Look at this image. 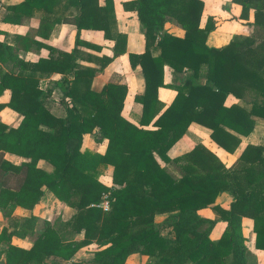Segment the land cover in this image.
Here are the masks:
<instances>
[{
  "label": "trees",
  "instance_id": "1",
  "mask_svg": "<svg viewBox=\"0 0 264 264\" xmlns=\"http://www.w3.org/2000/svg\"><path fill=\"white\" fill-rule=\"evenodd\" d=\"M232 2L241 6L243 19L254 9L253 24L264 32V0ZM122 6L135 12L144 37V50L127 54L144 79L143 92L134 96L142 105L137 124L121 115L125 85L91 89L92 77L125 52L126 35L117 31L113 0H21L5 6L4 22L20 23L39 12L42 35L59 23L73 24L76 35L70 51L47 47L49 55L34 62L20 59L15 51L39 48L40 42L27 35H15V46L0 40V63L18 66L16 72L0 69V94L10 90L0 109L7 106L21 115L14 127L0 120V212L6 218L0 229V264H44L48 257L67 261L91 243L98 247L93 264H124L133 253L149 257L143 264H248L242 216L252 220L254 248L264 250V147L246 144L230 167L201 143L173 158L167 151L196 122L232 153L241 140L226 128L246 136L253 128L252 116L264 118V37L235 34L226 45L209 47L205 41L214 21L207 17L200 26L202 0H129ZM166 16L183 28V37L164 31ZM81 29L114 41L111 57L90 58L97 68L79 62L84 56L79 46L99 48L80 39ZM165 65L175 83L163 82ZM52 72L62 74L55 84L66 97L64 117L52 115L43 104L50 89L44 93L39 80ZM160 86L176 91L165 107L157 97ZM228 94L250 107L224 105ZM148 125L153 128L143 127ZM95 128L101 134L97 141L107 139L102 154L81 150L83 135ZM5 152L28 160L11 163ZM156 157L176 164L180 176ZM40 159L52 166L51 172L37 166ZM106 165L112 166L115 186L98 179ZM44 189L74 214L57 225L45 220L28 248L13 244L12 236L34 234L38 220L15 215V207L32 209ZM224 191L232 198L228 209L214 204ZM104 195L107 210L99 206ZM208 206L225 221L215 240L210 238L215 220L197 212ZM164 212H173L167 218L171 236L161 234L154 223V216Z\"/></svg>",
  "mask_w": 264,
  "mask_h": 264
},
{
  "label": "crops",
  "instance_id": "2",
  "mask_svg": "<svg viewBox=\"0 0 264 264\" xmlns=\"http://www.w3.org/2000/svg\"><path fill=\"white\" fill-rule=\"evenodd\" d=\"M20 1L21 0H0V40L15 46V35H27L29 38L34 39L35 41H38L42 44L39 48H30L29 50H23L22 48H19L16 50L15 52L20 59L34 62L40 57L45 58L49 55V50L47 47L67 52L74 47L76 28L73 24H55L52 26L49 34L46 36L42 35L38 31L40 23L39 12H35L30 17L22 18L20 23L4 22L3 18L6 14L5 6L16 4ZM126 1L129 0H113L117 31L126 35L125 52L115 56L112 61H110L101 71L97 72L92 77L91 89L94 91H100L103 85L106 83L125 85L127 92L123 101L121 115L132 123L137 124V120L142 112V105L134 100V96L143 92L144 79L140 66H130L127 54L129 52H142L144 50V37L140 31V24L135 12L133 10H125L122 6V3ZM202 1L203 9L200 17V26L204 25L207 17H212L214 21V28L208 32L205 41L206 45L209 47L224 46L235 34L252 36L256 40L264 37L263 30L259 26L253 24L254 9L251 8L249 10L248 19H243L240 18L241 6L238 3L232 2V0ZM98 2L99 4H103V0H98ZM163 28L165 32L171 35L177 37H183L184 35L183 28L169 16L165 17ZM80 39L84 42L99 46V48L86 47L83 45L79 46V49L84 55L81 57L82 59H80L79 62L83 65L97 68V64L93 63V60L90 58L100 56L111 57L113 55L114 41L104 38L102 33L99 31L93 29H81ZM17 68L18 66L11 61H7L4 64L0 63V69H2L4 72H16ZM163 69V82L166 84L175 83L174 76L172 72H170L169 67L165 65ZM61 75V73L52 72L50 76L43 77L39 80V88L44 93H47V90L50 89V93L43 98V104L48 109V111L56 117H64L66 114V105L62 101L66 98L64 96V91H62L61 88L55 84V81H57ZM175 94L176 91L170 87L160 86L157 89V97L164 107L170 104ZM9 98L10 90L4 89L0 94V103L7 102ZM231 104H239L246 109L250 107V104L246 102V100L237 98L232 94H228L225 98L224 105L229 106ZM252 117L254 119L253 128L252 131L246 136L237 134L236 132L226 128L231 133L237 135L241 140L239 146L232 153L225 151L211 140L209 137L210 130L208 128L196 122H192L189 124L186 132L169 148L167 151V156L169 158L180 156L188 152L194 145L201 143L208 150L213 152L226 167H230L235 162L241 149L246 144L261 145L264 147V118L258 116ZM0 120L7 126L14 127L20 122L21 115L13 109L5 106L0 109ZM143 127L153 128L151 125ZM42 128L48 130V128L45 126H42ZM95 136H101L97 128L93 130V133H86L83 135L81 144L82 151L89 150L99 154L104 153L107 145V139L103 138L102 140L97 141ZM4 158L14 164H19L21 161L28 160L27 158L10 152H5ZM156 159L162 166H166L168 171L174 176H180L181 172L176 164H165L159 157H156ZM37 166L47 172L52 171V166L43 159L38 160ZM111 174L112 166L106 165L99 174L98 179L107 186H115L112 183ZM231 201L232 198L230 194L224 191L216 196L214 204L228 209ZM74 212L75 210L72 207H69L56 199V197L47 189H44L43 195L32 209L16 206L13 211V213L19 217L35 215L38 218H44V221L46 220L50 223H52V216H56V221H65L69 219L72 214H74ZM197 212L201 216L215 220V225L222 224L223 226L221 231L223 230L225 221L220 219L218 213L211 206L201 208ZM172 213L173 212H164L158 213L154 216V223L160 232L161 229L158 227V222L166 220ZM241 223L243 235L245 229L243 227V223L248 224L247 232L249 238L247 239L245 237L246 235H244L248 250H251L255 255L260 254L264 259V250L255 249L253 246L254 232L252 231V220L249 217L242 216ZM166 227L170 231L168 224ZM221 231L215 236H212L211 231L210 238L212 240L217 239ZM161 234L163 233L161 232ZM29 238L30 237L19 238L12 236L11 242L18 246L28 248L32 243V240ZM76 238H79V236H76ZM92 244L94 243H91L87 246L90 247ZM87 246L84 248H87ZM77 254L78 252L75 255L77 256ZM147 259L148 256L146 255L133 253L126 258L125 262L143 264L147 261Z\"/></svg>",
  "mask_w": 264,
  "mask_h": 264
},
{
  "label": "rangeland",
  "instance_id": "3",
  "mask_svg": "<svg viewBox=\"0 0 264 264\" xmlns=\"http://www.w3.org/2000/svg\"><path fill=\"white\" fill-rule=\"evenodd\" d=\"M51 220H52V223L54 225H57L59 222V221H56V216H52ZM164 221L167 223H165ZM43 222H44V218H38L37 223L34 227V234L29 236L30 240H32L35 237V235L41 231L43 224H44ZM168 222H169V219L162 220L161 222H158V227H160L161 232L165 236L171 235L169 229L166 227ZM18 224L20 225L21 223H18ZM3 225H6V218H4L2 216V213L0 212V229ZM247 225L248 224L243 223V227L245 228L244 229V235H246L245 237L248 239L249 236H248V232H247ZM222 226H223L222 224L215 225L212 229V236L217 235L221 231ZM96 249H98V247H96V245L94 243L90 247L87 246V248L82 247L81 249H79L77 256L74 255L73 258H71L70 260L63 261V260H59L58 258L48 257L44 261V264H93L92 255ZM148 259H149V257H148ZM247 259H248V264H264L263 257L260 254H257V255L253 254L251 250H248ZM124 264H136V263H132V262L126 263L125 262Z\"/></svg>",
  "mask_w": 264,
  "mask_h": 264
},
{
  "label": "built area",
  "instance_id": "4",
  "mask_svg": "<svg viewBox=\"0 0 264 264\" xmlns=\"http://www.w3.org/2000/svg\"><path fill=\"white\" fill-rule=\"evenodd\" d=\"M103 209L107 210L108 209V202L106 200V195H104L103 201L99 204Z\"/></svg>",
  "mask_w": 264,
  "mask_h": 264
}]
</instances>
